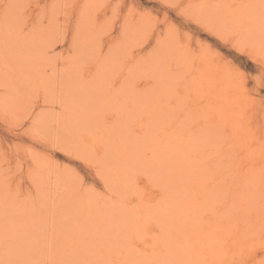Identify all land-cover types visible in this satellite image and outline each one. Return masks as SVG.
<instances>
[{
  "label": "rangeland",
  "instance_id": "1",
  "mask_svg": "<svg viewBox=\"0 0 264 264\" xmlns=\"http://www.w3.org/2000/svg\"><path fill=\"white\" fill-rule=\"evenodd\" d=\"M264 0H0V264H260Z\"/></svg>",
  "mask_w": 264,
  "mask_h": 264
},
{
  "label": "snow or ice",
  "instance_id": "2",
  "mask_svg": "<svg viewBox=\"0 0 264 264\" xmlns=\"http://www.w3.org/2000/svg\"><path fill=\"white\" fill-rule=\"evenodd\" d=\"M260 264H264V260H261V261H260Z\"/></svg>",
  "mask_w": 264,
  "mask_h": 264
}]
</instances>
